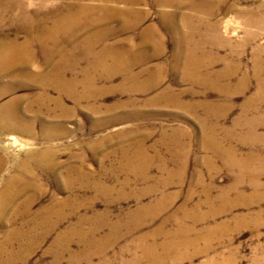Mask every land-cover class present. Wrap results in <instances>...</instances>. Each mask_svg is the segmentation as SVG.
Instances as JSON below:
<instances>
[{"label": "rangeland", "instance_id": "rangeland-1", "mask_svg": "<svg viewBox=\"0 0 264 264\" xmlns=\"http://www.w3.org/2000/svg\"><path fill=\"white\" fill-rule=\"evenodd\" d=\"M0 264H264V0H0Z\"/></svg>", "mask_w": 264, "mask_h": 264}, {"label": "crops", "instance_id": "crops-1", "mask_svg": "<svg viewBox=\"0 0 264 264\" xmlns=\"http://www.w3.org/2000/svg\"><path fill=\"white\" fill-rule=\"evenodd\" d=\"M169 25H172L170 22H169ZM170 27V26H169ZM171 29V28H170Z\"/></svg>", "mask_w": 264, "mask_h": 264}]
</instances>
